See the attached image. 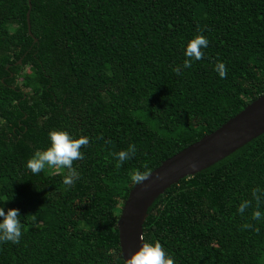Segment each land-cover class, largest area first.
<instances>
[{
    "label": "trees",
    "instance_id": "trees-1",
    "mask_svg": "<svg viewBox=\"0 0 264 264\" xmlns=\"http://www.w3.org/2000/svg\"><path fill=\"white\" fill-rule=\"evenodd\" d=\"M198 26L204 58L177 75ZM262 93L264 0H0V207L24 225L19 244L0 243V264H124L130 171H152ZM52 129L90 140L71 188L26 167ZM133 143L117 169L110 154ZM253 188L264 189V133L160 194L143 238L175 264H264V220L238 212Z\"/></svg>",
    "mask_w": 264,
    "mask_h": 264
},
{
    "label": "water",
    "instance_id": "water-1",
    "mask_svg": "<svg viewBox=\"0 0 264 264\" xmlns=\"http://www.w3.org/2000/svg\"><path fill=\"white\" fill-rule=\"evenodd\" d=\"M29 1V0H28ZM28 34L30 30L27 11ZM36 38L34 37V41ZM264 133V93L215 130L163 160L140 185H135L122 205L117 220L119 246L123 260L142 245L143 224L154 200L182 178L189 177L228 156L253 138ZM195 163V168L190 167ZM161 179H157V177Z\"/></svg>",
    "mask_w": 264,
    "mask_h": 264
},
{
    "label": "clouds",
    "instance_id": "clouds-1",
    "mask_svg": "<svg viewBox=\"0 0 264 264\" xmlns=\"http://www.w3.org/2000/svg\"><path fill=\"white\" fill-rule=\"evenodd\" d=\"M203 29L197 28V35L193 36L186 44L185 57L182 66H177L173 71L177 75H181L182 68H191L194 61L204 58L203 49L208 47V39L199 33ZM215 71L222 79L227 78V68L225 63L217 61ZM49 146L45 149H37L26 163L27 169L34 175H39L46 168L55 170L63 175V183L66 188H71L76 181L81 178V174L73 167V162L83 160L84 154L81 148L87 147L90 143L89 137L80 135L78 138L71 135L66 130L52 129L48 132ZM137 151L136 145L129 144L127 149L113 152L110 155L116 160V168L135 156ZM195 163L190 167L195 168ZM144 171L134 169L130 171L129 177L133 184L140 185L147 180L152 172L148 168L147 163L143 166ZM66 170V173L63 172ZM161 179V177H157ZM264 203V189L253 188L251 191V199L241 201L238 212L243 217L245 212L251 209L252 220H264V213L260 211L261 204ZM0 243L11 242L19 244L23 235L22 229L24 225L21 222V214L18 209H8L7 213L3 207H0ZM35 215L32 220L35 221ZM242 230L254 229L251 223H245L241 226ZM258 231V229H255ZM142 245L128 259L124 260V264H175L172 255L165 251L163 245L158 241L149 242L141 237Z\"/></svg>",
    "mask_w": 264,
    "mask_h": 264
},
{
    "label": "rangeland",
    "instance_id": "rangeland-1",
    "mask_svg": "<svg viewBox=\"0 0 264 264\" xmlns=\"http://www.w3.org/2000/svg\"><path fill=\"white\" fill-rule=\"evenodd\" d=\"M53 172H56L55 170H52Z\"/></svg>",
    "mask_w": 264,
    "mask_h": 264
}]
</instances>
